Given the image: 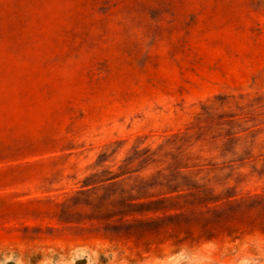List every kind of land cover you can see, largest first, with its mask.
I'll return each mask as SVG.
<instances>
[{"label": "rangeland", "instance_id": "rangeland-1", "mask_svg": "<svg viewBox=\"0 0 264 264\" xmlns=\"http://www.w3.org/2000/svg\"><path fill=\"white\" fill-rule=\"evenodd\" d=\"M0 264H264V0H0Z\"/></svg>", "mask_w": 264, "mask_h": 264}]
</instances>
